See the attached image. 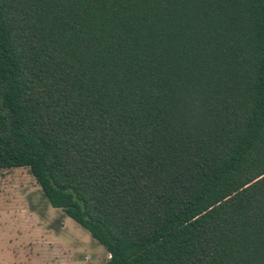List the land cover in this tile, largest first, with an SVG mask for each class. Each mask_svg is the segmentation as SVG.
I'll return each mask as SVG.
<instances>
[{
  "label": "trees",
  "instance_id": "1",
  "mask_svg": "<svg viewBox=\"0 0 264 264\" xmlns=\"http://www.w3.org/2000/svg\"><path fill=\"white\" fill-rule=\"evenodd\" d=\"M15 168L105 264H264V0H0Z\"/></svg>",
  "mask_w": 264,
  "mask_h": 264
},
{
  "label": "rangeland",
  "instance_id": "2",
  "mask_svg": "<svg viewBox=\"0 0 264 264\" xmlns=\"http://www.w3.org/2000/svg\"><path fill=\"white\" fill-rule=\"evenodd\" d=\"M85 229L53 209L27 168L0 175V264H105Z\"/></svg>",
  "mask_w": 264,
  "mask_h": 264
},
{
  "label": "built area",
  "instance_id": "3",
  "mask_svg": "<svg viewBox=\"0 0 264 264\" xmlns=\"http://www.w3.org/2000/svg\"><path fill=\"white\" fill-rule=\"evenodd\" d=\"M108 257H109V255H108Z\"/></svg>",
  "mask_w": 264,
  "mask_h": 264
}]
</instances>
